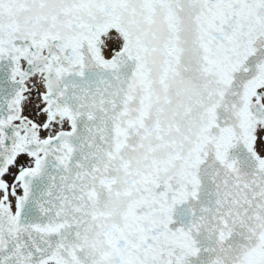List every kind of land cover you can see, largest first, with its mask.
<instances>
[{
    "label": "snow or ice",
    "instance_id": "snow-or-ice-1",
    "mask_svg": "<svg viewBox=\"0 0 264 264\" xmlns=\"http://www.w3.org/2000/svg\"><path fill=\"white\" fill-rule=\"evenodd\" d=\"M0 264H264V0H0Z\"/></svg>",
    "mask_w": 264,
    "mask_h": 264
}]
</instances>
